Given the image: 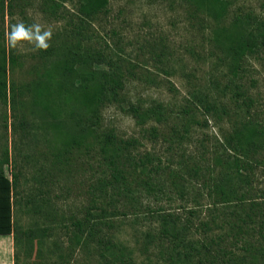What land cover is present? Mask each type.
I'll return each mask as SVG.
<instances>
[{
	"label": "rangeland",
	"instance_id": "1",
	"mask_svg": "<svg viewBox=\"0 0 264 264\" xmlns=\"http://www.w3.org/2000/svg\"><path fill=\"white\" fill-rule=\"evenodd\" d=\"M227 1L217 21L190 0H107L90 18L80 16L78 0H3L0 160L7 150L2 166L9 178L16 175L13 220L24 234L18 242L13 232L0 235V264H131L101 258L83 243L97 218L109 221L104 231L133 264H168L172 242L160 232L170 214L181 217L179 226L187 221L183 235L193 243L221 237L225 249L236 250L227 229L250 200L264 199V164L234 160L223 136L248 118L236 85L253 98L252 113L264 124V51L242 58L232 76L215 31L236 15L264 19V0ZM18 21L52 28L50 47L98 49L120 66L122 98L149 114L138 122L126 103L100 107L96 132L114 136L118 157L104 159L96 142L89 146L90 134L70 145L71 128L46 124L32 91L53 56L7 47L9 25ZM204 102L218 112L205 111Z\"/></svg>",
	"mask_w": 264,
	"mask_h": 264
},
{
	"label": "trees",
	"instance_id": "2",
	"mask_svg": "<svg viewBox=\"0 0 264 264\" xmlns=\"http://www.w3.org/2000/svg\"><path fill=\"white\" fill-rule=\"evenodd\" d=\"M190 1L197 8L205 9L217 21H221L227 14V0ZM106 3L107 0H78V11L80 16L90 18L102 10ZM0 7L3 9V0H0ZM215 33L232 76L237 75L242 58L264 51V19L260 20L250 14L236 15L228 24L218 27ZM44 53L53 57L48 58L49 64L33 85V106L39 107L43 116L49 118L50 121L46 124L68 132L72 129L70 145L80 146L90 134L92 142L89 146L92 148L96 142L104 159L109 161L111 156L118 157L114 136L108 132H96L100 107L107 102L126 103V110L138 122H144L149 114L148 109L143 110L122 98L123 74L120 66L115 65L112 58H107L101 50L81 52L75 44L52 46ZM13 59L11 55L10 60ZM5 63V51L0 45V96L3 97L6 96L7 89ZM100 64H105L106 67L98 68L97 65ZM236 88L248 118L238 122L230 133L223 136V145L233 153L236 161L240 159L242 163L264 164V124L252 113L253 98L245 94L239 86L236 85ZM12 102L14 105V98ZM204 103L205 111L218 112L215 104ZM67 120L73 124L71 127H68ZM23 121L20 122L22 125L26 122ZM53 155L56 159L59 153L54 152ZM8 160V152L5 150L0 160V235L13 232L18 242L21 238L18 235H23L24 230L13 220L17 180L15 174L9 178L4 172L2 165ZM230 164L233 166L234 163ZM180 219L178 214L162 218L160 235L172 242L167 256L168 264H234L238 254L243 256L241 264H245L246 259L250 264H264V199L250 200L238 213V220L229 224L227 230L236 250L225 249L221 237L199 245L193 243L184 238L183 230L188 225L187 221L181 226L177 225ZM107 223L109 221L99 218L90 221L82 239L83 243L93 244L101 258L112 256L120 261L128 259L133 264L128 252L118 248L104 231L103 227ZM238 250L242 253H238Z\"/></svg>",
	"mask_w": 264,
	"mask_h": 264
},
{
	"label": "clouds",
	"instance_id": "3",
	"mask_svg": "<svg viewBox=\"0 0 264 264\" xmlns=\"http://www.w3.org/2000/svg\"><path fill=\"white\" fill-rule=\"evenodd\" d=\"M53 29L37 21L25 23L18 21L9 25L6 44L18 52L28 48L33 51H47L51 46Z\"/></svg>",
	"mask_w": 264,
	"mask_h": 264
}]
</instances>
